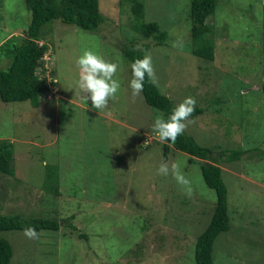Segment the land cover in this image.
<instances>
[{
    "label": "rangeland",
    "instance_id": "rangeland-1",
    "mask_svg": "<svg viewBox=\"0 0 264 264\" xmlns=\"http://www.w3.org/2000/svg\"><path fill=\"white\" fill-rule=\"evenodd\" d=\"M144 1L145 21L168 31L165 44L145 53L157 85L175 106L193 96L195 108L205 109L189 118L185 132L217 152H244L221 163L231 229L216 239L215 264H264V0H218L207 18L213 61L191 51L190 0ZM99 4L106 18L100 29L48 24L46 57L57 83L39 107L0 98V139L13 143L17 170L0 173V211L65 219L38 239L23 230L1 235L14 248L12 264H195V241L212 218L216 192L190 154L172 147L165 155L166 142L153 128L163 113L142 92L132 95L131 62L119 46L149 40L133 30L128 4ZM31 18L25 0H0V44L24 34ZM177 40L183 48L173 46ZM84 50L118 64L121 87L107 109H94L78 87L76 61ZM164 162L180 165L190 191L158 174ZM47 164L57 167L58 193L44 188Z\"/></svg>",
    "mask_w": 264,
    "mask_h": 264
},
{
    "label": "trees",
    "instance_id": "trees-1",
    "mask_svg": "<svg viewBox=\"0 0 264 264\" xmlns=\"http://www.w3.org/2000/svg\"><path fill=\"white\" fill-rule=\"evenodd\" d=\"M25 1L32 16L29 28L24 34L11 35L0 44V98L4 102L29 100L34 107H39L42 96L52 87H56L57 83L55 67L51 68L50 61L46 57L50 50V42L45 33L54 25L48 24L60 20L63 23L93 31L100 29L106 18L100 10L99 0ZM190 2L191 51L199 57L213 61L216 44L211 37L213 27L207 23V18L215 13L218 0H190ZM126 4L132 13L133 30L149 40L139 43L133 37L131 41L119 46L124 57L132 63L137 58H143L152 44H165L168 31L163 29L158 21H145L144 0H120L122 7ZM262 90L264 91V84ZM142 94L147 104L163 113V118L167 119L172 113L175 102L160 90L156 81L150 82L146 77ZM204 111V108L197 107L191 117L202 114ZM172 147L190 154L191 161L200 162L205 183L216 192L214 213L207 227L197 236L194 251L195 264H215L216 239L221 233L231 229L228 187L223 178L221 163L239 159L244 152L242 150L217 152L216 149L201 144L185 131L177 137L175 143L170 141L165 143L166 156ZM13 161V143L5 138L0 139V173L15 175L17 170L15 172ZM46 178L44 188L49 192L58 193L59 176L57 167L53 164H47ZM1 211L0 264H12L14 256L12 243L1 235L2 231L24 230L29 226H34L37 232L59 231L63 226L62 221H65V219L37 215L25 217L21 213L6 214ZM69 226L79 231L73 223H69ZM79 236L85 238L86 235L79 231Z\"/></svg>",
    "mask_w": 264,
    "mask_h": 264
},
{
    "label": "clouds",
    "instance_id": "clouds-1",
    "mask_svg": "<svg viewBox=\"0 0 264 264\" xmlns=\"http://www.w3.org/2000/svg\"><path fill=\"white\" fill-rule=\"evenodd\" d=\"M173 46L183 48L184 44L182 40H177ZM76 63L79 68L77 84L86 94V99L92 101L94 109H107L109 101L116 96L121 87L119 80L115 78L118 64L105 60L92 50H84ZM131 73L129 87L132 95L135 96L143 91L146 77L150 82H155L151 56L144 55L143 58L135 59L131 63ZM195 105L196 99L193 96H187L174 107L167 119L161 116L155 118L153 128L158 133L160 141L175 143L177 137L185 131L186 122L195 111ZM157 172L164 177L171 174L179 185L190 191V181L180 171V165L177 162L161 163ZM23 231L29 239L39 238V233L34 226L26 227Z\"/></svg>",
    "mask_w": 264,
    "mask_h": 264
}]
</instances>
